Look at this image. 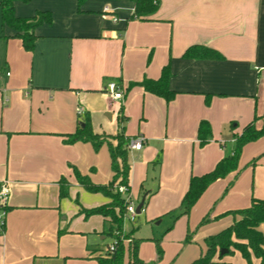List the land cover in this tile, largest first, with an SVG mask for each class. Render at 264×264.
Wrapping results in <instances>:
<instances>
[{
  "label": "crops",
  "instance_id": "obj_1",
  "mask_svg": "<svg viewBox=\"0 0 264 264\" xmlns=\"http://www.w3.org/2000/svg\"><path fill=\"white\" fill-rule=\"evenodd\" d=\"M134 7L130 0H85L80 6L77 0L15 1L16 18L51 15L49 25L34 29L31 52L2 23L0 9V184L7 182L10 188L0 264H61L60 258L93 261L99 256L96 250L84 247L73 257L62 253V246L68 239L96 234L89 226L95 217L100 218L101 240L110 237L108 219L79 214L97 205L85 203L89 193L76 183L72 168L96 185H107L112 178L106 146L99 154L105 155L109 172L101 178L89 144L65 143L77 129L79 110L88 114L93 133L114 135L120 107L125 122L134 107L140 108L137 133L127 135L124 123L121 127L125 138L144 137V146L162 135L158 118L165 117L168 140L186 143L198 142V124L207 121L211 145H217L219 130L230 129L229 124L234 122L233 133L240 135L253 121V109L264 98V0H158L146 21L135 17ZM192 47L219 56H185ZM165 67L170 71L169 88L176 94L170 103L138 86L127 91L131 83L158 80ZM111 82L123 87L122 103L107 95ZM261 105L264 108V101ZM102 113L108 121L94 128V117ZM245 154L250 158L244 160ZM241 159L239 172L224 179L231 185L229 191L242 174L264 166V138L246 146ZM254 159V167H245ZM62 178L69 183L67 198L75 197L78 203L77 214L73 211L63 219L65 199H59L58 184ZM252 198L264 199L253 196L250 203ZM217 207L210 214L213 222L249 205L219 211ZM76 219L86 225L83 231L73 228ZM222 261L233 264L227 258Z\"/></svg>",
  "mask_w": 264,
  "mask_h": 264
},
{
  "label": "rangeland",
  "instance_id": "obj_2",
  "mask_svg": "<svg viewBox=\"0 0 264 264\" xmlns=\"http://www.w3.org/2000/svg\"><path fill=\"white\" fill-rule=\"evenodd\" d=\"M263 101L264 98L260 99L253 109L256 129H261L264 124V108L261 105ZM128 115L129 118L123 125L127 129V135H135L137 128L142 124L140 108L134 107ZM105 119L104 113L95 116L93 127L97 128L96 125L99 122L103 123ZM165 124V117L158 118L157 128L163 132L162 135H158L154 141H149L141 152L132 155V152H129L130 196L135 208L146 197L143 211L135 216L136 221L125 218L120 231L114 232L118 235L113 233L112 238L107 236L101 240L102 236L97 234L101 229L98 226L100 218L95 217L89 221V226L93 227L97 233L89 231L90 234L82 236V239H68L63 243L62 253L78 257L83 253V248L87 247L90 252L96 250L97 255L102 257L109 252L112 240H116V248L121 245L124 249L123 263L132 264L131 246L134 241H139L137 256L139 260H143L144 264H190L204 254V238L219 233L232 222L230 216L223 215L213 222L210 214L213 213L214 207L218 206V211L231 210L250 205V197L264 198V166L258 165L253 172L248 171L242 174L236 186L230 191H225L227 188L225 180L215 185L203 194L187 215H181L179 208L188 191L190 178L211 172L219 160L230 157L234 143L231 139V129L219 130L217 145H211L209 142L201 146L198 142L168 140L167 132H164ZM97 135L115 136L116 134L99 133ZM168 137L172 136L168 134ZM104 150L106 157L109 158L108 150ZM91 152L95 154L96 175L104 178L105 173L109 172L105 155L95 153L92 147ZM249 158L250 155H244V160ZM88 198L85 203L92 207L100 206V203L107 199L101 194H89ZM74 201L75 197L64 200L65 213L61 214V219L68 217L67 215L72 214L73 211L74 215L77 214L78 208ZM78 201L84 203L81 199ZM206 214L212 223L201 224ZM77 220L72 222L73 228L78 227L83 231L86 225L81 220ZM187 235H190L189 243L185 241ZM158 247L161 253H158ZM225 258L231 260L233 264H247L238 253ZM60 259L58 262L61 264H98L96 260ZM251 264L259 263L254 259Z\"/></svg>",
  "mask_w": 264,
  "mask_h": 264
},
{
  "label": "trees",
  "instance_id": "obj_3",
  "mask_svg": "<svg viewBox=\"0 0 264 264\" xmlns=\"http://www.w3.org/2000/svg\"><path fill=\"white\" fill-rule=\"evenodd\" d=\"M21 1L28 3L30 0H1L0 9L2 15V23L11 28L15 35L22 43L25 51L31 52L34 48L36 37L33 31L36 27L51 23V15L47 12L37 13L31 19H19L14 16L13 3ZM85 0H77L78 6L82 5ZM134 3V15L140 21H146V18L155 13L158 0H130ZM219 56L217 53L202 49L200 47H192L188 49L185 56L191 57H212ZM170 71L168 67L163 68L158 80H143L141 83H131L127 91L135 86L141 87L145 93L162 99L165 103H170L175 97V93L169 88ZM255 118L246 125L240 135L234 134L235 126L230 124L232 132V140L234 143L233 151L230 157L221 159L211 172L199 177H191L189 181L188 191L185 193L181 204V215H187L203 194L217 181L224 180L232 173H238L240 170V160L243 150L246 146L256 143L264 138V124L261 129H256ZM126 121L122 114V107L117 116L118 132L115 136L97 135L93 133L90 120L87 113L78 114V126L74 134L67 136L65 143L74 145L76 143L89 144L95 153L106 146L110 158V169L112 179L107 185L93 184L88 176H82L75 168H72L76 183L89 194H101L110 202L90 210L80 209L79 214L85 219L92 216H100L109 220L108 233L112 238L114 232L120 231L123 218L126 213L125 199L117 192L118 187H125L130 193L129 178L130 164L129 151L127 144L129 138L124 136V127L121 125ZM84 125V127H82ZM211 138V127L207 121H201L197 127V140L201 146L207 144ZM257 159L246 164L251 167L255 166ZM59 199L68 197L69 183L62 178L59 182ZM231 185L227 186L226 192ZM77 203V200H75ZM145 201L141 208L143 211ZM206 217L201 224L209 223ZM223 216H232L233 223L215 235L206 237L203 242L205 252L198 259L190 264H231L222 261L225 257L238 253L241 259L247 264H251L252 260L259 261L264 264V199H251L249 207L241 210L225 213ZM222 217V216H220ZM220 217H216L217 220ZM187 243L190 242V235L186 236ZM139 241H134L131 246L132 264H144L138 259ZM226 252L223 256L220 251ZM158 253H161L158 247ZM98 264H124V249L119 245L115 252H107L104 256H98L95 259Z\"/></svg>",
  "mask_w": 264,
  "mask_h": 264
},
{
  "label": "built area",
  "instance_id": "obj_4",
  "mask_svg": "<svg viewBox=\"0 0 264 264\" xmlns=\"http://www.w3.org/2000/svg\"><path fill=\"white\" fill-rule=\"evenodd\" d=\"M107 13L108 11L107 9H105L104 14H107ZM115 21L116 20H113V22ZM106 92L110 100L115 101V102L116 101L122 102L123 97H124V89L122 86L116 84L115 82H111L107 85ZM79 113H82V111L79 110ZM145 141H146L145 138L142 136H137L135 138H129L128 144H127L128 151L129 152L141 151L146 143ZM117 192L124 197L125 203H126V213H125L123 220H125V218L128 217L130 221H135L136 208H135V205L133 204V201L131 200L130 193L127 192V189L125 187H118ZM9 195H10L9 184L7 182H2L0 184V236L3 235L4 230H5L6 217L8 213L7 203L9 200ZM114 234L118 235L117 233H114ZM116 245H117L116 240H112V244L109 247L110 253L115 251Z\"/></svg>",
  "mask_w": 264,
  "mask_h": 264
},
{
  "label": "water",
  "instance_id": "obj_5",
  "mask_svg": "<svg viewBox=\"0 0 264 264\" xmlns=\"http://www.w3.org/2000/svg\"><path fill=\"white\" fill-rule=\"evenodd\" d=\"M82 127H84V125H82ZM143 203H144V199L141 200V202L138 204V206L136 207V210H135V214L136 215H139L141 213V208L143 206ZM224 254H226L225 251L221 250L220 251V255L223 256Z\"/></svg>",
  "mask_w": 264,
  "mask_h": 264
}]
</instances>
